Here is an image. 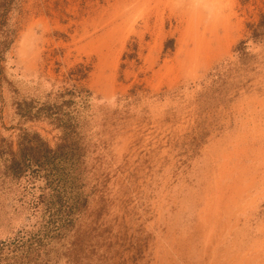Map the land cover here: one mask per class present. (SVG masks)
I'll use <instances>...</instances> for the list:
<instances>
[{"label":"rangeland","instance_id":"374dc122","mask_svg":"<svg viewBox=\"0 0 264 264\" xmlns=\"http://www.w3.org/2000/svg\"><path fill=\"white\" fill-rule=\"evenodd\" d=\"M263 15L0 0V264H264Z\"/></svg>","mask_w":264,"mask_h":264},{"label":"trees","instance_id":"16d2710c","mask_svg":"<svg viewBox=\"0 0 264 264\" xmlns=\"http://www.w3.org/2000/svg\"><path fill=\"white\" fill-rule=\"evenodd\" d=\"M263 23H264V15H263V19H262L261 23L257 26V28H255V30H259L260 27L263 26ZM5 43L7 44V46L9 45V36H6L4 40L0 41V45H3Z\"/></svg>","mask_w":264,"mask_h":264}]
</instances>
